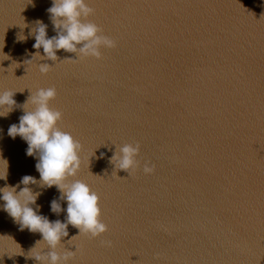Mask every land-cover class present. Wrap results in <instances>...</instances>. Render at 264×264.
I'll return each mask as SVG.
<instances>
[{
  "label": "water",
  "instance_id": "water-1",
  "mask_svg": "<svg viewBox=\"0 0 264 264\" xmlns=\"http://www.w3.org/2000/svg\"><path fill=\"white\" fill-rule=\"evenodd\" d=\"M90 2L88 20L119 47L102 49L99 60L66 59L76 54L61 49L58 61H28L36 20L56 35L52 0H0V91H17L23 105L31 91L57 88L50 106L63 113L59 127L83 146L70 179L100 195L109 228L91 238L69 225L60 250L79 249L71 264H264V0ZM39 63L54 65L42 74ZM23 114L17 107L0 117L9 161L0 187L40 178L27 143L7 135ZM136 142L140 167L115 170L116 147ZM30 187L42 191L41 214L65 220L66 211L50 210L55 186ZM42 239L0 210V264H37L28 256L49 250Z\"/></svg>",
  "mask_w": 264,
  "mask_h": 264
},
{
  "label": "clouds",
  "instance_id": "clouds-1",
  "mask_svg": "<svg viewBox=\"0 0 264 264\" xmlns=\"http://www.w3.org/2000/svg\"><path fill=\"white\" fill-rule=\"evenodd\" d=\"M47 12L56 35L49 37L48 25L42 20H36L29 35L35 39L33 48L37 52L28 61L37 56L41 60L46 57L48 60L58 61L57 51L61 49L76 54L74 58L66 59L94 57L99 60L103 56L102 49L119 47L117 39L104 35L100 25L88 20L95 12L90 0H52V6ZM27 38L20 34L17 42H26ZM41 48L44 56L39 52ZM53 65L39 63V70L42 74H47ZM16 92L0 91V117H6L17 107L24 109L19 123L10 125L7 135L12 139L19 136L27 143L26 155L37 158L35 167L40 178L37 180L34 176L24 175L15 186L0 187V201H3L0 210L8 213L19 230L27 229L42 235L41 241L45 242L49 250H36L28 256L34 258L37 264H71L79 249L75 247V251L60 250L62 239L69 235V225L79 230L78 235L84 234L91 238L100 237L109 230L101 219L103 213L100 195L85 181L70 179L78 176L81 171L83 146L70 132L59 127L63 113L50 106L58 95L57 88L53 86L31 91L23 105H18L14 99ZM140 152L141 145L138 142L124 144L116 147L110 163L115 170H124L131 175L140 167L137 159ZM143 171L150 175L154 173L155 166L145 164ZM8 174L9 161L0 153V180L6 181ZM37 184L42 190L53 186L57 188L59 197L51 201L50 210L56 215L66 211L64 221H53L40 213L41 206L37 204V200L42 191H33L30 187ZM21 185L24 187L21 188ZM62 201L67 202L66 210L62 207ZM102 243L112 246V241L109 240ZM36 246L37 244L31 250L36 249Z\"/></svg>",
  "mask_w": 264,
  "mask_h": 264
}]
</instances>
